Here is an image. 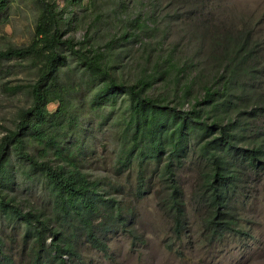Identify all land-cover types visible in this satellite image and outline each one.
I'll return each instance as SVG.
<instances>
[{
	"label": "trees",
	"instance_id": "obj_1",
	"mask_svg": "<svg viewBox=\"0 0 264 264\" xmlns=\"http://www.w3.org/2000/svg\"><path fill=\"white\" fill-rule=\"evenodd\" d=\"M34 1L38 15L32 42L0 49V62L27 58L40 62L38 77L29 85L31 105L19 111L15 128L4 129L0 139V215L14 219L17 228H22L27 264H86L73 239L76 231L105 255L109 250L103 234L106 228L133 231L121 202L113 195L105 196L97 180L80 168L72 144H61L59 129L78 122V108L73 110L75 83L63 78L69 55L91 82V104L107 111L118 97H125L123 136H130L131 146L121 153L126 152L129 160L137 159L139 190L146 162L162 164L165 188L161 201L172 217L174 238L179 239L187 225L174 167L190 150L202 162L192 197L201 205L199 221L207 240L248 234L240 223L235 198L252 174L264 180V85L258 81L264 73V44L254 27L230 25L227 29L216 23V16L207 12L209 0H153L148 4L121 0L115 10L119 33L93 46L96 42L90 28L80 40L66 36L72 21L68 6L80 0H63V4ZM158 1H163L168 17L178 9L197 15L192 37L185 38L196 46L193 54L158 39ZM7 5L8 0H0V13ZM165 20L161 33L167 35L169 22ZM132 43H137L144 57L139 74L129 81L119 68L130 57L128 45ZM197 46H209L210 54L217 53L210 57L213 66L201 58ZM34 143L41 146L37 154L30 149ZM48 146L54 148L51 157H46ZM12 155L43 176L52 191V213L41 206L24 210L4 190L10 182ZM10 262L0 239V264Z\"/></svg>",
	"mask_w": 264,
	"mask_h": 264
},
{
	"label": "rangeland",
	"instance_id": "obj_2",
	"mask_svg": "<svg viewBox=\"0 0 264 264\" xmlns=\"http://www.w3.org/2000/svg\"><path fill=\"white\" fill-rule=\"evenodd\" d=\"M57 1L63 4V0ZM120 1L80 0L79 3L70 4L67 11L70 10L72 21L66 36L80 40L90 28V34L96 42L93 46L116 36L120 27L115 10ZM139 1L148 4L153 0ZM158 4L161 22L159 33L164 19L169 22L167 35L158 33V39L168 44H178L183 53L193 54L196 46L192 47L193 44L185 38L192 37L191 31L196 29L198 23L197 15H189L184 9H178L173 17H168L164 15L168 10L163 6V1H158ZM134 6L137 11L139 2H134ZM37 7L34 0H8L6 9L0 13V49L26 46L32 42ZM207 12L214 14V21L227 29L230 25L235 28L241 25L254 27L264 44V0H209ZM135 13L133 10V15ZM207 37L210 40V36ZM209 46L197 47L201 58H206L213 66L210 57L217 53L212 51L210 54ZM137 48V43L128 45L130 57L125 58L124 67L119 68L122 77L129 81L139 74L143 65L144 52ZM39 66L40 62L31 58L0 62V139L4 129L15 128L19 111L31 105L29 85L37 79ZM62 70L64 80L75 83L73 94L78 98L73 110L78 108V122L59 129L60 139L64 141L61 144H72L71 150L78 156L80 168L97 180L99 189L107 192L105 196L113 195L121 202L128 226L133 230L128 233L113 227L106 228L103 234L109 245L107 255L91 247L81 231H76L73 239L86 264H264L263 179L252 174L251 180H247V187L241 188L235 198L241 215L240 223L248 234L209 242L199 221L201 205L192 197L202 162L195 152L188 151L180 165L174 167L187 217V225L180 238L175 239L171 229L172 217L165 212L161 201L165 188L161 180L162 164L159 166L153 161L146 162L142 174L144 183L139 190L137 159L129 160L126 152L121 153L122 148L131 146L130 136H123L125 97H118L111 109L100 110L90 103L93 87L79 62L77 65L74 57L69 55L67 66ZM204 75L203 79L206 78V70ZM258 81L264 85V73ZM158 92H162V87H159ZM184 106L187 107V104ZM122 143L126 146L122 147ZM40 148L36 143L30 147L35 154ZM46 150V157H51L54 148L48 146ZM10 171V182L4 186L8 195L24 210L41 206L52 213V191L43 176L33 171L17 155L11 157ZM97 223L98 219H94L93 224ZM17 226L14 219L9 220L0 215V239L3 251L10 256L9 264H27V251L22 247V228Z\"/></svg>",
	"mask_w": 264,
	"mask_h": 264
}]
</instances>
